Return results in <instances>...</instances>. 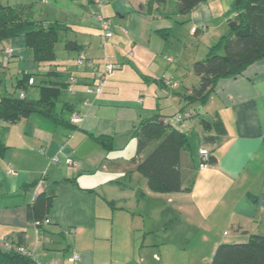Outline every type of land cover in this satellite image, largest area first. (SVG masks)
Returning a JSON list of instances; mask_svg holds the SVG:
<instances>
[{
	"label": "crops",
	"instance_id": "1",
	"mask_svg": "<svg viewBox=\"0 0 264 264\" xmlns=\"http://www.w3.org/2000/svg\"><path fill=\"white\" fill-rule=\"evenodd\" d=\"M236 1L206 0L182 14L177 10L178 0H104L103 6L94 0H0V4H32L36 19L65 26L67 29L62 30L75 33L71 40L80 45L73 49L78 51L73 56L91 54L96 65L94 71L87 64L77 67L74 61L68 68L78 78L74 83H69V76L62 77L58 68L47 64L40 68L43 74L53 72L47 78L50 81L68 82L61 90L58 107L72 106L71 114L65 111L70 118L74 113L82 114L75 128L57 127L40 114L18 121L21 142L9 141V133H3L6 128H1L6 149L0 159V247L9 238L33 250L42 264H146L154 248L146 244L148 232L154 228L166 231V224L173 219L192 222L201 214L218 213L213 223L207 222L212 225V237H207L212 242L211 254L219 243L244 242L252 234L264 233V58L236 76L220 78L206 104V113L199 114L213 118L218 112L226 133L204 129L198 117L199 134L193 141L190 130L195 117L181 125L197 146L191 153H182V186L187 190L153 191L144 174L146 181L141 178L139 189L133 190L126 180L129 172L107 167L110 152L100 143L102 135H110L113 144H124L127 135H133V127L146 106L153 110L148 116H165L160 103H147L139 97L140 92L152 91L154 82L158 85L156 91L174 89L171 84L179 74L181 54H186V63L196 76L195 84L198 77L192 64L198 60L197 52L209 50L230 31V21L237 15ZM99 11L108 18L114 32L106 42L95 19ZM181 26L180 32H172ZM189 29L197 45L187 51L183 44L174 51L170 36H184ZM94 42L103 47L99 53L90 52ZM1 43L0 68L11 59L18 60L17 80L24 70L35 72L44 64L33 61L24 36ZM124 46L136 49V53H129L130 62H125L120 53ZM105 63L119 66L107 74L101 91L89 92ZM32 86L33 98H37L36 84H29L26 92ZM123 132L128 133L124 139ZM205 135H214L215 140L205 142ZM201 147L208 148L217 161L200 167L197 157ZM68 159L73 160L72 165ZM112 162L118 163V159ZM135 176L141 177L137 173ZM107 184L117 185L118 193L109 191ZM44 189L53 192L54 197L48 221L41 228L27 217V204ZM142 199L147 200V213L159 209L156 223H148L143 208L135 214L129 210L132 207L128 204L139 208ZM224 224L220 233L218 227ZM108 250L110 255L105 256ZM74 253L81 254V259L72 260Z\"/></svg>",
	"mask_w": 264,
	"mask_h": 264
},
{
	"label": "trees",
	"instance_id": "2",
	"mask_svg": "<svg viewBox=\"0 0 264 264\" xmlns=\"http://www.w3.org/2000/svg\"><path fill=\"white\" fill-rule=\"evenodd\" d=\"M156 1L163 3L167 0ZM203 1L206 0H178L177 10L179 13L188 14ZM236 9L237 15L230 21V31L223 34L209 48L204 59L193 62L192 70L198 80L187 88L189 93L185 96V101L188 104L205 105L220 78L236 76L252 62L264 58V0H237ZM63 28L67 29L59 22L47 23L36 19L32 4H0V42L24 36V45L32 50L33 61L36 64L56 60V43L62 36ZM111 37L106 38L105 42ZM65 46L68 49L80 48V45L71 39H65ZM52 73V71L44 73L39 82H36L35 72L24 70L17 80V90L26 91L30 84L29 80L33 77L32 84L39 86V96L27 98L15 93L1 96L0 121L16 123L22 118L40 114L49 118L57 127L75 128L78 123L73 122L72 117L65 113L67 111L71 114L74 108L65 104L60 109L58 107L61 90L68 86V82L50 81L47 78ZM184 109L189 110V105L185 104L180 108ZM171 116L155 113L152 116L141 117L133 127L137 146L136 153L130 160L136 164V170L146 176L149 187L157 192L173 193L188 189L182 186L181 162L183 151L191 153L188 150L191 149V142L185 130L171 123ZM202 123L204 129H214L218 134L226 133V127L218 112L213 118L203 117ZM204 138L205 142L215 140L214 135H205ZM100 143L109 151L113 147V137L102 135ZM153 143L155 144L150 151L142 155ZM5 149L6 145L0 137V154ZM216 161V156L211 153L210 163ZM53 197V192L44 189L27 204V217L36 226L43 228L45 221H48ZM0 264L40 263L36 258L25 255L15 248L7 249L2 246ZM210 264H264V234H252L250 239L244 242L219 243Z\"/></svg>",
	"mask_w": 264,
	"mask_h": 264
},
{
	"label": "rangeland",
	"instance_id": "3",
	"mask_svg": "<svg viewBox=\"0 0 264 264\" xmlns=\"http://www.w3.org/2000/svg\"><path fill=\"white\" fill-rule=\"evenodd\" d=\"M182 29H183V26L178 27L176 30H173L172 32L178 33ZM176 33H173L171 35V32H170L171 36L169 39V42L172 45V49L174 51H175V48L178 49L180 46L183 47L184 46L183 44L187 45V51L192 49L195 45H197V41L192 40L194 38V35L192 32L190 33V29L185 32L184 36H179ZM61 35H62L61 38L56 43V60L54 62H44V64L39 65L38 71L35 70V74H36L35 77L37 78V82H39V78L43 77V73L41 72L42 70L40 68L41 67L44 68L46 64L49 66L58 68V71L60 72V75L62 77L69 76L68 78L70 79L71 76H75L74 74H72V72H70V70H68V68L74 64V61L76 64V56H73V55L76 54L78 51L73 50V49H68L65 46V39L66 38L74 39L75 33H70V32L68 33L67 30H62ZM1 44L2 43L0 42V53H1V47H2ZM91 47L92 48L90 52H95V53H99L100 52L99 49L103 48V47L101 48L100 45L95 44V42L92 44ZM130 51H132L133 53H136V49L132 47L128 48L124 46L123 50H120L121 55L125 57L124 58L125 62L131 61L130 59L132 57L129 55ZM197 53L198 54L196 55L197 56L196 59H199V60L204 59L208 53V50L202 49V51L200 50ZM185 55L186 54L179 55V60H180V66L178 67L179 74L176 75L172 79L174 81L173 82L174 84H171L175 86L174 89L170 88L169 89L170 92L168 91L162 92L161 89H158L156 91L154 88L155 87L158 88V85L157 83L154 82L152 83L153 86L151 87L152 91H148V92L141 91L139 94V97L143 98L147 103L149 102L155 103V106L157 103H160L162 105L161 112L165 113L166 117L172 115L170 117V120H173L172 119L173 117H176V116L178 117V114H181L183 116V114L186 113L185 116L181 117L178 121L175 122V125L177 127H180L181 129H182L181 125L183 123H187L189 122L191 118L195 117L196 123L195 122L192 124L190 123L192 125L191 130H190L192 131L191 138L194 141L195 139L194 136L199 134V130L197 129L198 123L200 122L199 118L201 119V121L203 118L202 116H199V114L204 115L206 113L205 110H206L207 103L203 106L201 103L188 104L185 101V96L189 93L187 90V87L191 86L192 83L196 81V76L190 69L191 65L189 64L188 66L186 63L187 57ZM87 56L90 59L92 58L91 54ZM19 71H20L19 61L15 59H11L6 65L0 68V97L5 96V95L14 94V93L19 95L20 89L17 90L16 88V83H17L16 80H17ZM29 89H30L29 92L28 91L26 92L27 94L26 97L33 98V93H31L33 86L29 87ZM185 104L189 105V110L187 109L180 110V108L185 106ZM152 111L153 110H151V108L146 106V112L142 113L143 115L142 117H147L150 112L153 113ZM194 112L197 114L193 115ZM178 122H181V123H178ZM202 125L204 124L202 123ZM19 127H20V124L18 122L8 125L6 124V122L0 121V130L1 128H6V132H3V133L4 134L9 133L10 135L9 141H14V142L20 141L21 142L22 139L20 137ZM125 134H128V133H125V132L122 133L123 139L125 138ZM135 140L136 139L134 138L132 133H129L126 137V142L124 144H120L119 142L116 141V143L113 144V147L109 150L110 152L109 161H107V167L115 166L118 168V171L129 172L126 180H128L127 181L128 185L134 188L133 190L139 189L141 178L144 181H146L145 177H143L144 175L134 168V163L130 160L131 157L135 154V148H136L134 146ZM154 144L155 143L150 145L143 153L146 155V153L150 151V149L154 146ZM194 147L197 150V146L195 145V143L191 142V149H188V150L192 152L194 150ZM18 157L21 158L22 160V157L20 156ZM197 158L200 159L199 156ZM0 159H2V154H0ZM110 159L112 160L118 159V163L112 162V160ZM24 161H27V160L25 159ZM135 172L137 174H140L141 177L135 176L136 175ZM131 177H132V180H131ZM144 184L146 185V182H144ZM106 186L109 188V191L114 190V191H117L116 193H118L117 185L107 184ZM141 202H142V205H139V208L138 206L136 207L133 204L131 205L128 204L127 206L132 207L129 210H131L133 214H135L136 211H139L140 208H143L145 212L143 213L142 211V213L144 214V217L145 216L147 217L148 223L149 222L156 223L157 219H159V209L155 208L153 209L152 212L147 213L146 211L147 200L142 199ZM137 213L139 214V212ZM210 215L209 217L205 214H201L199 217H194L193 219L195 220H190L192 222H188L187 220H185L186 218H183V217L182 218L184 220L183 219H177V220L173 219L166 224L168 227L167 228L165 226L167 228L166 231H163V229L161 230V229H156V228H154L153 231H149L148 232L149 236H148L146 244L148 247L150 248L154 247V248L150 250V252L148 253L146 264H210L212 256H213V253L211 254L210 252V245L212 242L211 240L208 241L207 237H212V234L210 233V227L212 225L208 223H210L211 221L213 223L218 217V213L217 214L210 213ZM190 223H194V225ZM226 225L227 224L220 225L218 227V231L221 233L222 228L225 227ZM229 231L233 232V229L229 227ZM256 231H259V230H256ZM259 234H264V233L262 231ZM6 239L9 242H12V243L14 242L13 240L9 238H6ZM106 252L107 254L105 256L110 255V250ZM139 263L141 264V262Z\"/></svg>",
	"mask_w": 264,
	"mask_h": 264
},
{
	"label": "built area",
	"instance_id": "4",
	"mask_svg": "<svg viewBox=\"0 0 264 264\" xmlns=\"http://www.w3.org/2000/svg\"><path fill=\"white\" fill-rule=\"evenodd\" d=\"M45 1V0H44ZM95 2L100 5L103 6V0H95ZM95 19L99 24L100 29L103 32V37L108 38L111 37L113 35V30H112V26L110 21L103 15V13L101 11L96 12L95 13ZM84 64H87L90 68H93L95 70V62L93 59L88 58V56L86 55V53L80 52L79 55L76 58V66H83ZM118 66V64H114V63H105L103 66V69L101 72H99V76H97V80L95 82V85L91 88L88 89L89 92H99L101 91L104 82H105V78L107 76L108 73L112 72L114 68H116ZM77 77L75 76H71L69 79V82L74 83L77 81ZM34 82V78L31 77L29 80V83L32 84ZM20 97H25L26 96V91L24 89L20 90L19 93ZM186 115L183 114V116ZM181 114H178V117H173V120H170L171 123H175L176 121H178L181 117H183ZM83 119V116L80 112L74 113L72 116V121L76 122V123H80ZM177 119V120H176ZM199 155H200V162L199 165L200 167H207L208 165H210V156H211V152L209 151L208 148L205 147H201L199 150ZM54 160L57 159L56 156L53 157ZM69 164H73V160L68 159ZM10 172H14V170L12 168H10ZM2 246L4 248L7 249H11V248H15L18 251H20L21 253L34 257L35 253L33 252V250L29 249L27 246L22 245V244H17L15 242H9L7 239H4L2 241ZM81 259V254L79 253H74L72 256V260L78 261ZM40 263V262H39ZM42 264V263H40Z\"/></svg>",
	"mask_w": 264,
	"mask_h": 264
}]
</instances>
